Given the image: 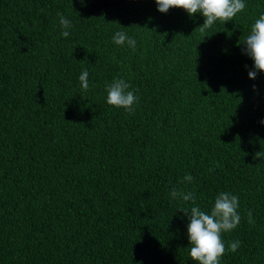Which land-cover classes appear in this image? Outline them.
<instances>
[{"label": "trees", "instance_id": "obj_1", "mask_svg": "<svg viewBox=\"0 0 264 264\" xmlns=\"http://www.w3.org/2000/svg\"><path fill=\"white\" fill-rule=\"evenodd\" d=\"M245 4L202 33L155 0H0V264H195L173 188L205 212L236 195L221 264H264V73L242 54L264 0ZM114 78L131 114L106 102Z\"/></svg>", "mask_w": 264, "mask_h": 264}, {"label": "clouds", "instance_id": "obj_2", "mask_svg": "<svg viewBox=\"0 0 264 264\" xmlns=\"http://www.w3.org/2000/svg\"><path fill=\"white\" fill-rule=\"evenodd\" d=\"M83 3V0H77ZM157 10L160 13H167L172 8L184 10L190 17L199 13L203 18L200 31L203 33L210 29L215 23L226 24L233 21L235 17L244 11L245 0H155ZM59 24L63 29L61 35L65 38L70 36L69 29L72 24L69 19L61 13H57ZM113 42L117 46L129 47L136 50V40L129 37L123 31H117L113 36ZM242 54L247 55L253 62L252 70L248 71L249 79H255L257 72L264 73V14H261L250 27V33L243 42ZM89 73L83 70L79 75L80 87L82 90L89 89ZM255 88V86H253ZM130 89V84L122 78H114L106 85V102L116 109H124L131 114L134 111L133 105L137 103V96ZM260 123L264 125V120ZM257 156L259 153L256 154ZM212 171V169H209ZM193 177L186 174L181 183H191ZM170 197L182 202H191L190 211L180 209L188 218L186 235L189 256L195 264H221V259L227 252H236L240 242L233 241L227 246L223 234L228 233L240 223L241 216L238 212L239 198L230 192L219 193L214 200L210 211L205 212L196 205L194 192H184L173 188ZM247 222L255 223L251 211L247 213Z\"/></svg>", "mask_w": 264, "mask_h": 264}]
</instances>
